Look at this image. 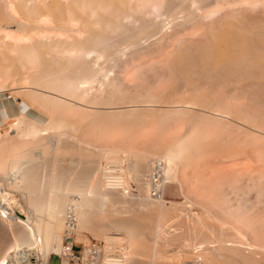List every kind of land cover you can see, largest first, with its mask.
Listing matches in <instances>:
<instances>
[{"label": "bare ground", "instance_id": "1", "mask_svg": "<svg viewBox=\"0 0 264 264\" xmlns=\"http://www.w3.org/2000/svg\"><path fill=\"white\" fill-rule=\"evenodd\" d=\"M17 1L18 0H13V3H14V6H16V8L19 10V12H21V17L22 18L21 19H16L15 17L11 16L12 15V14H10L11 12H9V14H8V12H7V14H5L6 13V11H5V13H3V15L0 16V32H2V30H8L9 28L11 29V27H14L15 28L14 29L15 31H17L19 33L20 32L21 33L24 32V35L25 34L27 35L26 37H29V38L31 37L32 39L30 40L31 41L30 43H27L26 41L29 38L27 40H25L26 39L25 38L24 39L25 42L23 41V38H22V40H20V41H23V43H25L24 45H19L20 43H17L16 42L17 40H16L15 42L17 43V45L14 44V43H13L14 45L12 43H10V44H7L6 43L7 45L4 46V47L2 46L3 49L2 48L0 49V57L4 58L7 61L6 64H2L0 62V75L3 76V77H7L8 79H10V81L12 80L13 82H16L17 83V85L14 83L15 86L17 87V91H14V93L12 92L11 95L9 94V92H7L8 90H5L3 88L0 89V119L5 120V121H8L10 119V121L12 123V128L13 129H16L15 131H17L16 134H15V136H14L16 138H14V139H17V138L19 139L18 141L16 140L17 143L15 141V144H14V142H13V144L11 142V144H12L11 149H10V147L9 148H7V147L5 148L3 146V148H5L6 150L5 149L2 150L3 148L0 150V223L4 226V228L6 227L5 230L9 229L8 230L9 232H11L10 230H13V228L15 230L14 232L12 231V233H13L12 234L13 235L12 239H10L11 237H9L10 240L9 239H5V238L2 239V240L0 239L1 240L0 241V264H50L51 257H52L53 254L63 255L64 254V244L60 240V235H59V232L60 231L59 230H61L60 228H62V225H63L62 223H63L64 218H67L68 216L73 217L76 221L79 222V224L77 223L79 225V226L77 225L78 227H80V223H82L81 224L82 228L83 227L90 226L91 220H93V218L100 219L102 221V225L101 226L105 230L108 231V232H106L104 230L105 233H108L107 235L109 237H111L110 236L111 234L109 232H111L113 234V231H114L117 234H123L124 237L127 239V242L130 243L129 244L130 247H131V245H133L131 247V249L129 248L130 249V255H132L131 257L128 255L130 258H122V256L120 258H117L116 256L110 257V255L107 254V255H105V257L103 259L104 264H144V263H141L140 262V259L138 260L136 258L137 256H141L142 258L146 259V261H147L146 264H170V263H172L173 261L170 262V259L171 258L167 254V252L162 251L161 250L162 247L161 248L159 247L160 248V250H159L158 249V246H157V244L159 243L158 239H159V237L162 234L161 232H163V231H160V228L163 229L164 228L163 225H167L166 224L167 221L165 222V219H161V218H159L160 216L159 217L157 216V214L160 212V209H161L160 208V203H159L160 200L158 199L157 201H154L151 198H163L164 186H166V184L167 183H170L171 180H172L170 178V175H169L170 173L168 174V171L169 172L171 171V170H168L171 167L168 164H171L172 161H174L172 163H175L176 164V161H180L179 160V159H181L180 157H182V159H184L183 157H185V155L184 156L182 155L184 153V151L181 150V148L182 149L183 148H186V147L188 148L190 146H188L187 144H186L187 145L186 146L185 143L183 142V140L182 141H179V143L176 142V141H175V143H172V141H173L172 139H171L172 141L170 143L168 142L170 140H167V141L165 140L169 144H167L166 147H165V145L163 146V147H165V148H163L164 149V153H163L164 156L160 157V155H158V160H156L157 158L154 157L155 158V161H154V159L151 160V158L148 160V159H146L145 156H144L145 158L141 157L142 160H141V158H139L140 159L139 161L135 160V163L137 162V164L139 165V166H137V167H139L138 169H137V167L134 166L135 169L137 170L136 179H137V181H140V185H143L144 184V186H146V187H144V190L146 191L145 192L146 194L142 198H140V197L139 198L132 197L133 193H131V191H129L128 188H127V186L125 185L126 182L128 181V179L126 181V179L124 177V180H123V178H122L123 176L120 177L116 173V171H115L116 165L114 163H111L110 162V163H107L104 166L101 164V162H100V164L98 163L96 165L94 163L95 168L92 166V168H94V169L91 170L90 172L87 171L89 173L86 174V173L78 172L77 171L78 168L74 170L73 167H75V165H73V164H70L69 166H67L69 168H64L63 167V169H61L63 172L62 171H59L60 168L57 169L56 166H55V164L57 163V160H59V159L58 158H57V160L56 159H51L53 156H55L54 152H56L57 150L59 151L61 149H64V150H66V149L74 150L75 148H79V150L81 151V149H80V146L81 145H83V148L86 146L87 149H88V146H90L89 147L90 150H91V148H93V149L96 148V147L95 148L94 147H91V145L93 146V143L91 144V142H90V144H91L90 145L88 142H85L82 139V137L79 134V132L82 130L83 121L85 119H83V121L81 119L80 120H76L77 117L79 118V117H82L83 116L84 118L85 117H88V118L94 119L93 121H96V123L95 122H93V123H95L97 125H98V122L100 123V125L103 124V123H105V124H103V127H104L103 130L105 129V126L104 125H107L106 126L107 128L110 129L112 127L110 130L111 131H114L113 130V126H115L116 129H117V126H120L121 127V125H123V127H128L129 124L131 125V123L128 122L129 121V117L131 116L130 114L135 115L133 117V119L132 118H130V119H132V121L134 120V123L135 124H137V123L139 124L143 120L142 118H144L146 116V113L150 111L149 109H152V108L154 109V107H151V106H150L151 108L150 107L149 108L147 107L148 109H146L145 106H144V108L142 107V109H138V105L137 104H140V106H142V103L140 101H142L144 104H146V106H148V105H151L154 101H157V103H158V100L162 99V97H163L164 100L166 98H168V96H166V93H165L166 98H164L165 97L163 95L164 92L161 93L163 96H161L160 93L159 94H156V93L154 94L153 93L154 95L151 94L153 96H147V95H149L147 93L150 92V91H147V93H145L146 95H143L144 93L143 94H139V92L137 91V93L139 95H136V96L132 97V95H129L131 93L129 91V89L130 90H132V89L131 88H129V89L127 88V84H125L127 81L125 83H123V81H124L122 79L123 77L122 78L120 77V79H116V78H114L115 77L114 74H111L109 72H106V69L109 70V68H110V72L112 71L113 67L116 66V63L115 62H117V64H118L117 66H119V63L121 61L120 60L121 57L123 56L122 57V59H123L124 58V53H126V51H127V50H124L125 48L126 49L128 48V53L130 54V56H132L134 58H135V56H138L139 55V57H140V55H144L146 53H149L151 51V50H149V48H150L151 45H148L149 48H146L145 47L146 43L144 42V40L145 41H149V39L151 37H153V36L155 37V35H157V34L163 36V33L164 32L162 33V31H163V29L166 30V27L162 29V26L164 25L163 23H165L164 22L165 21V18H164V20L162 19L163 20L162 21L163 23L160 22L159 20L157 22H148V20L151 19L152 16L151 17L150 16L149 17L147 16L149 19L147 18L148 20H146V18H142V17H145V15L144 16L143 15L140 16L139 14L136 15V16L134 15V17H136V18H133L132 17L133 19H135V20H138V18L141 19V23H140L141 26L138 29L137 28L136 29H130L129 27H131L132 25H129L128 24V21H127L126 24L123 21L125 20V17L124 16H127L128 15V17H127V19H128L129 18V15H133L135 13V11L134 12L132 11L133 13L131 12V10L133 9L132 8L131 0H71L72 2L69 1V3L66 0V4L63 2V0H44L46 3H48L44 8H39V7L34 6V5L30 6L29 5V0H21L19 4L17 3ZM135 1L138 2L139 0H135ZM142 1H145V0H142ZM148 1H152V0H148ZM148 1H145V2H147V4H148ZM156 1H158L159 4L160 3H163L162 5H165V7L167 8V12L169 11L168 12L169 13V16L168 17L170 18L171 21H173V23H175V25H177V26L182 25L183 28L185 27L184 28L185 31H187L186 29L188 27H186V26L189 25L190 23L192 24L194 22V24H195V22H197L196 19H199L197 17L198 16V10H199V13L201 12L200 10H202V9L204 10L203 3L207 4V1L208 0H156ZM132 2H133V0H132ZM140 2H141V0L139 1V3ZM152 2L154 3V1H152ZM139 3H137V4H139ZM149 4H148V6H149ZM205 4H204V6H207ZM134 5H135V3H134ZM137 6H139V5H137ZM144 7H146V6H144ZM134 8H135V6H134ZM138 9H141V8H138ZM100 10H101V13L99 15H102V16H99L97 14L98 11H100ZM107 10H110V11H107ZM159 11H158V13H159ZM46 12L49 13L50 16H53L52 18L54 20L56 19V21H57L56 24L58 23V26L60 28H62L66 32H69L68 34L72 33L71 32L72 29L70 28V22L72 20V17L76 16L75 17L76 19H74V20H76V21L79 20L80 22H82V28L80 30L82 31V33L84 32L83 33V34H85V36L83 35L84 38L78 40L80 37L79 38H77V37L74 38V36H73V38L71 39L70 38L72 36L71 34H70V37L68 35L69 38H67V41H66V39H65V41H61L62 39H59L58 41L57 40L44 41V40L41 39V37L38 38L37 36L43 30V26H42L40 20H41V18L44 16V14ZM139 12H140V10H139ZM146 12H148V10ZM164 12L165 11H162V13H164ZM208 13H209V11H208ZM164 14L166 15V12ZM164 14H163V16H164ZM95 15H97V16L95 17ZM149 15H150V12H149ZM158 15L159 14H157V16ZM238 16H240V15H238ZM123 17H124V20H123ZM160 17L162 18V16H160ZM160 17L158 16V18H160ZM165 17H167V16H165ZM211 17H209V18H211ZM97 18H98V20H97ZM154 18H155V14H154ZM168 19H166V21H168ZM3 20L5 22H3ZM206 20H208V19H206ZM139 21L140 20H138V22ZM171 21H170V25H174V24H171ZM251 22L252 21H249V23H248V21H246L245 19L242 20V18L233 17L231 15V17L228 18L225 23L223 22L222 24H220L219 27H217V28L216 27L215 28L214 27L213 28H209L207 31H205L206 33L203 32L209 38L210 43L205 42L207 44H205V43L204 44H201L202 43L201 42V43H198L196 45H194V44L191 45L192 43L189 42V43H191L190 44L191 46H187V47H184L183 46V48L179 49L178 52H177V55L179 57H176V58H178V60H177L176 66L174 67V70H175L174 72L176 74L173 73L174 75H177L176 77H178L176 80H180V82L181 81L182 82H185L186 84H188L187 86L189 87V85L192 83V79L193 78L194 79L195 78H200V79L202 78V79L206 80L207 82L208 81H211L212 82V81H216V80H219V81L220 80L221 81L222 80H224V81L225 80H228V82L229 81H231V82L234 81V83L240 81L243 78H246V79H248V81L250 80V81L256 83V89H259L260 91H262V90L264 91V24L261 22V23H258V25L257 24L255 25V23L253 21L252 22V23H254V25H253V24H251ZM161 23H162V26H161ZM197 23L195 25H197ZM135 24H137V23H135ZM217 24H219V23H217ZM261 24H263V25H261ZM128 25H129V27H128ZM214 25H215V23H214ZM165 26H167V25H165ZM170 28H167V29H170ZM62 29H60V30H62ZM161 29H162V31H161ZM75 30L76 29L74 28V31ZM188 30H190V29H188ZM199 32H201V31H199ZM199 32H197V33H199ZM21 33H20V35H21ZM165 33L167 34V32H165ZM194 35L195 36H198L196 34H194ZM22 36H23V34H22ZM198 37H200V36H198ZM68 39H69V41H68ZM198 40H201V39H198ZM189 43H188V45H189ZM153 46H154V44H153ZM156 47L159 48L158 46H156ZM152 49H154V48H152ZM93 52H95L96 54L94 56H91V54L92 55L94 54ZM174 53H175V51H174ZM152 54H156V51H155V53L153 52ZM172 54H173V52H172ZM89 55L91 56L90 59H88L89 58ZM125 59H123V60H125ZM156 59H158V58H156ZM102 60H104L103 63L101 62ZM168 60H167V62H168ZM171 60H172V58H171ZM165 61L166 60H164V62ZM131 62H132V60H131ZM10 63H12L13 65L10 66L9 65ZM104 63L106 65L105 67L108 66V68H105L104 67ZM142 63L144 64V61L141 62L140 65ZM156 63H157V61H156ZM146 64H147V62H146ZM165 64L168 65V63H165ZM131 66H130V68L133 67V66L132 67ZM134 66H136V65H134ZM23 67H24V70H23L24 72L28 68H29L30 71L32 69H35V70H32L31 72H26L25 74L29 73V74H27L28 76H26V75L23 74V71L20 69V68H23ZM25 67H27V68H25ZM103 67L105 68V70H104ZM116 69H118V68H116ZM116 69L114 67L115 72H116ZM117 71H119V70H117ZM119 72H122L123 73V71H121V70ZM109 74L114 75V77L113 78L110 77L111 75L109 76ZM117 78H118V76H117ZM127 78L128 79H131L129 77H127ZM121 79L123 81H120ZM194 79H193V82H194ZM3 82L1 81V83H3ZM122 83L124 85H126V86L124 87V85H122ZM176 83H177V81H176ZM178 83H179V81H178ZM197 83H198V81H197ZM131 84H132V82H131ZM183 84H182V86H183ZM171 85H172V80H171ZM173 85H174V83H173ZM15 86H14V88H15ZM234 86H232V87H234ZM28 87L29 88H32V89H35V91L34 90L28 91V89L26 91L25 89L28 88ZM137 87H139V86H137ZM208 87H210V86H208ZM171 88H173V87H171ZM141 89H143V90H141V92H143L144 91V88H141ZM233 89H235V88H233ZM249 89H250V87H249ZM135 90L136 89L134 88V91ZM146 90L144 92H146ZM37 91H39V92H37ZM40 91H42V93ZM171 91L172 90H170V92ZM5 92L8 93V94H6ZM4 93L6 95H8V97H15L16 106H13L10 103H4V100L5 99H2V98L5 97V94ZM133 93L134 92H132V94ZM174 93L176 94V92H174ZM135 94H136V92H135ZM135 94H133V95H135ZM156 95H159V96H156ZM176 95H178V94H176ZM59 96L60 97L62 96L64 98L67 97L68 99L70 98V101H73V102H69V100L68 101H65V99L62 100V98H59ZM127 96L128 97L131 96L130 99L131 98H135L133 100L136 101L135 102V104L137 105L136 109L133 110L130 107V104H133L134 103L133 100H132L133 102H131V101L129 102L130 104L126 102V100L127 101L130 100ZM193 98H192V100H194ZM168 99H170V98H168ZM185 99H187V98H185ZM185 99L183 98V100H185ZM210 99H212V98H210ZM124 101L126 102V104L129 105V107H128V105H126L124 103ZM145 101H147V102L149 101L148 102V105H147V102L145 103ZM150 101H153V102L151 103ZM211 101H213V100H211ZM23 102L25 104H29V106H31L33 109H37L38 112H39V114L46 115V117H48L47 118L48 119V122L46 124H43L40 121H38V119H36V120L35 119H32L24 111L17 113V111H18L17 108L21 107L23 105ZM119 102L121 103V105L123 103L126 105V106L124 105L123 108L124 107H127V108H125L124 110H121V109L120 110L119 109L118 110L117 109L114 110V108H112V107L115 104L117 105ZM163 102H165V101H163ZM195 103L197 104V102H195ZM205 103H207V102H205ZM210 103H207V105L210 104ZM212 103H214V102H212ZM227 103H228V101H227ZM229 104H230V102H229ZM80 105H82V106H80ZM136 105H134V106H136ZM207 105H206V107H207ZM217 105H219V104H216V106ZM140 106H139V108H140ZM153 106H156L157 107V105H153ZM211 106H212V104H211ZM211 106H209V107L212 108ZM242 106H240V107L242 108ZM240 107H237V108H240ZM253 107H255V105H253ZM91 108L92 109L94 108V109H97V110H92ZM132 108H133V106H132ZM201 108H203V106ZM215 109H216V107H215ZM254 109L255 108H253V110ZM229 110H230V108H229ZM70 111L73 112V115L75 114L77 117L76 116H73V115L72 116L70 115L71 118L73 117L72 119H70L68 117V115L66 116V114H70ZM162 111H164V110H162ZM248 111H250V109ZM154 112H155V110H154ZM178 112H179V110H178ZM199 112H200V110H199ZM10 113H13L14 115L16 114L13 119H11L12 117L10 118V116H11ZM165 114H167V113L165 112ZM249 114H251V112ZM147 115H149V114H147ZM189 115H190V113H189ZM261 115H263V114H261ZM154 116H155V114H154ZM177 118H178V116H177ZM253 118H255V117H253ZM261 118L264 119V116H262ZM155 119H157V118H155ZM190 119H193V118H190ZM200 119H202V118H200ZM212 119H214V118H212ZM108 120H110L112 122L113 126H109V125H112V124H108L109 123ZM233 120H235V119H233ZM10 121H8V122H10ZM195 121H196V119H195ZM162 122H164V120ZM241 123H242V121H241ZM255 123L256 122L252 123V125H255ZM257 123H258V126H259V122H257ZM91 124L92 123L90 121V126H91ZM124 124L125 125L127 124L128 126H124ZM140 124H142V122ZM159 124H161V123H159ZM184 124H185V122H184ZM229 124H231V123H229ZM170 125H171V123H170ZM263 125H264V121H263ZM193 126H195V124ZM245 126L246 125H244V127ZM94 127H96V126H94ZM94 127H92V128H94ZM130 127H132V126H130ZM159 127H161V126H159ZM261 127H263V126H261ZM69 128H71L72 130H74L73 135L75 134L74 136H76V137H74L72 134H69V130H68ZM170 128H172V127H170ZM181 128H183V127H181ZM199 128H200V126H199ZM100 129H102V128H100ZM123 129H125V128H123ZM225 129H227V127ZM261 129L264 130V127L261 128ZM87 130H88V128H87ZM245 130H243V131H245ZM129 131H127V132H129ZM228 131H230V130H228ZM118 132H121V131L118 130ZM155 132L156 131H154V133ZM249 132H251V131H248V133ZM89 133H87V134H89ZM105 133H106V131H105ZM205 133H208V132H205ZM205 133L203 132L202 135L203 134L205 135ZM216 134H218V133H216ZM222 134H224V132ZM229 135H230V133H229ZM2 137L4 138V136H2ZM2 137L0 135V138L1 139H2ZM110 137H112V136H110ZM146 137H148V136H146ZM141 138L143 139L144 137H141ZM163 138L165 139V137H163ZM236 138H238V136ZM135 139H137V138L135 137ZM181 139H183V138H181ZM20 140H21V142H20ZM85 140H87V139H85ZM204 140H206V139H204ZM2 141L3 140L0 141V144H1ZM157 141H159V140H157ZM147 142H148V140H147ZM161 143H163V142H161ZM108 144H110V143H108ZM214 144H217V143H214ZM214 144H212V145H214ZM105 145H107V144H105ZM208 145H209V142H208ZM226 145H228V144H226ZM95 146H96V144H95ZM180 146H181V148H180ZM259 146H260V144H259ZM130 147H131V145H130ZM161 147L162 146H160V149H161ZM257 147H258V145H257ZM150 149H152V148L150 147L148 149V152L147 153L150 152L149 151ZM102 150H103V148H102ZM138 150H141V149H138ZM184 150H187V149H184ZM238 150H240V149H238ZM191 151H193V150H191ZM191 151H190V153H191ZM48 152L51 153V156L53 154L54 155L52 157H49V156H47V153ZM142 153H143V151H142ZM187 153H186V155H187ZM192 153L194 154V151ZM249 153L250 152H248V155H249ZM158 154H161V152L159 151ZM57 155H58V153H57ZM131 155H133V154H131ZM137 155H138V153H137ZM139 155H141V154H139ZM146 155L148 157V154H146ZM154 155H156V154H154ZM237 155L238 154H236L235 156H237ZM241 155H242V153H241ZM59 156H60V154H59ZM81 156H83V155H81ZM187 156L185 157V159L187 158ZM190 156H188V157H190ZM230 156H232V155H230ZM244 156H246V155H244ZM149 157H152V156H149ZM54 158H56V157H54ZM68 158H69V156H68ZM72 159L75 160V157L74 158L72 157ZM136 159H138V157ZM189 159H191V157ZM263 159H261V160H263ZM110 160H113V158L110 159ZM161 160H163L164 162H162ZM68 161H69V159H68ZM85 161L87 162L86 158H85L84 162ZM48 162H50V164H48ZM65 162H66V164H68L67 161H65ZM69 162L71 163V161H69ZM183 162H184V160H182V164H183ZM237 162H235V164H237ZM257 163H259V162H257ZM57 164H59V163H57ZM66 164H65V166H66ZM79 164L80 163H78V167H80ZM129 164H131V162H129ZM134 164H132V166ZM167 165L169 166V168H166ZM178 166H179V163H178ZM217 167H218V165H217ZM217 167H215V168H217ZM252 167H250V168L252 169ZM82 168H83V166H82ZM223 168H224V166H223ZM233 168L234 167H232V169ZM256 168H257V166H256ZM129 170H132V169H129ZM197 170H198V168H197ZM224 171H226V170H224ZM260 171H261V169H260ZM172 172H173V170H172ZM204 172H205V170H204ZM250 172H252V171L250 170ZM250 172H249V174H250ZM132 175H133V177L135 176L134 174H132ZM246 175L247 174H245L244 176H246ZM221 176H223V175H221ZM228 176H230V175L228 174ZM261 177L263 178L262 175H261ZM212 178H213V176H212ZM250 180H252V178H250ZM198 181H199V179H198ZM141 182H142V184H141ZM172 182H173V180H172ZM252 182H254V181H252ZM252 182H251V184H252ZM124 185L126 187H124ZM203 185H205V184H203ZM235 185H237V184L235 183ZM235 185H233V186L235 187ZM252 185H255V183L252 184ZM210 187H212V186H210ZM229 187H228V190H229ZM235 188H233V189H235ZM250 188L253 189L252 187H250ZM263 188H264V185H263ZM212 189H209V190H212ZM248 189L249 188H247V191H249ZM260 189H261V187H260ZM144 190L142 191V195L144 194L143 193ZM136 191H138V189ZM247 191H245V192H247ZM241 193H242V191L240 192V194ZM257 193H255V194H257ZM261 193H260V195H261ZM233 194H231V195H233ZM242 196H243V194H242ZM5 197L11 198V202L5 201V199H4ZM71 197H73V199H71ZM230 197L231 196H229L227 198H230ZM227 198H226V200H228ZM131 199H132V202H131ZM243 199H244V197H243ZM243 199H242V201H243ZM263 199H264V197H263ZM238 200L240 201V199H238ZM229 201H230V199H229ZM259 201L262 202V200H259ZM226 202H228V201H226ZM248 202H249V200H248ZM125 203H127V204L129 203L128 206H126ZM223 203H224V201H223ZM229 203H231V202H228V205H229ZM120 204L121 205L122 204L125 205L124 206L125 208H119V205ZM202 204H204V203H202ZM233 204L234 203L232 202L231 205H233ZM121 205H120V207H122ZM161 205H163V204H161ZM189 205H190V203H189ZM171 206H173V205H171ZM179 206H180V204L178 206H176V207H179ZM252 206H253V204H252ZM161 207L163 208V206H161ZM181 207H182V205H181ZM183 207L186 208V206H183ZM256 207L258 208V206H256ZM225 208H227V207H225ZM137 209L138 210H145V211L147 209H149L150 211L151 210L152 211L153 210L154 211H157V213L155 212L156 213V216L158 218V220L155 222V225H157V227L155 229V225H153L154 227L152 226L153 227L152 230L155 229V231H153L155 235L152 234L153 233L152 230H150L151 233L149 232L150 234L153 235V238L151 239V241H147L146 240L148 238V236H151V235H148L147 238L144 239L145 238V235L143 236V233L141 232L143 230H141V226H140V224L142 225V222L140 224L137 223V222H140L141 220L133 223L132 220H136V219H132L130 221L128 219L126 221V219H125L123 221L122 220L123 218L122 219L120 218L122 220L121 221V220H115V219L113 220L112 218H114V217H110V216H115V215L116 216L117 215L127 216L128 213L130 215V213H132V211L135 212V210H137ZM164 209H166V207ZM168 209H170V208H168ZM172 209H173V207H172ZM177 209L175 208V210H177ZM212 209L214 210V208H212ZM222 209H224V208H222ZM222 209L217 207V209H215V210L216 211H219V213L222 212L220 214V216L222 215L221 216L222 218L221 217L220 218L224 220V221H221V222H225V224L227 223L226 221H229L228 222L229 225L230 224L238 225L236 223H240L239 217L241 219L244 218L243 219V222H244V220H246L245 221L246 223L245 222L244 223L241 222L242 223V226L244 224L246 227H250L252 225V223L254 222V220L253 221L251 220L252 223H250V226H249V223L248 222H249L250 219H253V218H250V219L247 218V217H250L248 215L250 213V209H249V205L248 204H246V203L244 204V201L243 202H240V204L235 205V206H230L229 205L227 210L220 211ZM167 210H165V211H167ZM183 210H184V208H183ZM211 210H209V211H211ZM254 210H252L253 213L251 211V214H255L254 213L255 212ZM216 211H215V213H216ZM257 211H258V209H257ZM140 213H142V212H140ZM163 213L161 212V215ZM135 214L136 215L139 214L138 211H137V213L135 212ZM180 214H183V213H180ZM217 214H218V212H217ZM129 215H128V217H129ZM196 215H197V213H196ZM218 215H216V218H217ZM258 215L257 214L255 215V219H256V217ZM176 216H179V215H176ZM189 216H190V214H189ZM192 216H193V218H195L194 215H191L190 216V220L192 219ZM200 216H201V214H200ZM202 216L204 218V215H202ZM208 216H207V218H208ZM119 217H121V216H119ZM136 217H138V216H136ZM163 217H165V216L162 215V218ZM175 217H173V218H175ZM182 217L185 218L186 216H184V215L182 216L181 215V218ZM213 217H211L210 220H212ZM245 217L248 219V222H247V219H245ZM199 218L197 216V219L194 220V221H192L191 223L193 224V222L198 221ZM220 218H219V220H221ZM149 219H150V217H149ZM208 219H205V220H208ZM137 220H139V219H137ZM185 220H184V222H187V220L186 221ZM199 220L201 221V218ZM67 221H69V220H67ZM180 221H181V219H180ZM214 221H216V220L214 219ZM93 222H94V220H93ZM144 222H146V221H144ZM169 222H170V220H168V223ZM184 222L182 223V221H181V224L184 225L185 224ZM98 223L101 224L100 222H98ZM163 223H165V224H163ZM198 223H199V221H198ZM205 224H206L205 221H204V224H202V226L199 223V227H200L199 228L198 227V224L196 225V223H195L196 226L194 225V227L195 228H198V229H195V228L194 229H191V232H192V230L194 232L193 233L190 232V235L188 234L189 235L188 237H191V239L189 238L190 241L188 240V237H186L187 240L185 238H183V239L186 240L185 241L186 244L184 242V244H185L186 247L183 244L178 243V244L183 245V248L184 247L185 248H188L187 246H191L192 247V245L194 246L193 248L197 247L196 248L197 251H195L197 253V255H194L195 258H193L194 260L192 259L193 262H190L192 260L189 261L190 264H204V260H205V262L206 261L208 262L210 260L212 262V260H213V259H211L212 257L213 258L215 257L217 259H221L222 257H224V258L226 257V254L224 252H222V251H225L226 249H229V247L228 248L226 247L225 250H222L221 249L222 251H219L217 249V247H219V246H216V244L218 243V245H223L224 246V245H226L225 243H227V242L224 243V241L221 238H219L220 236L218 238L215 237L217 235V232L216 231H212L210 225H208V224L205 225ZM209 224H210V222H209ZM177 225L178 224L175 225V223H174V226H177ZM65 226H66V224H65ZM101 226L99 227V229L101 228ZM231 226H229V227L231 228ZM253 226H254V223H253ZM258 226H260V225H258ZM96 227L97 226H95V228ZM179 227H180V225H179ZM68 228H70V227H68ZM174 228H176V227H174ZM212 228H213V226H212ZM226 228H228V226ZM236 228H238V227H236ZM144 229H146V228H144ZM176 229H178V227ZM229 229L227 230L228 232H230ZM234 229L235 228H233V230ZM62 230H64V229H62ZM95 230H97V228ZM182 230L180 231V233L182 232ZM213 230H215V229H213ZM224 230H225V228H224ZM246 230H248V229H246ZM77 231H79V230H77ZM102 231H103V229H102ZM98 232H99V230H98ZM167 232H171V231L168 230ZM184 232H183V234H184ZM241 232H242V230H241ZM94 233H96V232H94ZM145 233H146V231L144 232V234ZM159 233H161L160 236H159ZM180 233H177V234L179 235ZM225 233H226V231H225ZM10 234H7V235L9 236ZM101 234H103V233H101ZM218 234H219V232H218ZM222 234H223V232H222ZM95 235H97V234H95ZM169 235L171 236V234H169ZM173 235L175 236V234H173ZM178 235H176V236H178ZM166 236L164 238H166ZM180 236L181 235H179V237ZM240 236L241 237H239V238H242V234ZM94 237H96V236H94ZM113 237H114V235H113ZM172 237L173 236H171V239H172ZM233 237H236V236L234 235ZM142 238L144 240H146V241H144ZM164 238H162V240H164ZM109 239H107V241H110L111 240V239L110 240ZM215 239H216L217 242H215ZM5 240L7 242H4ZM112 240H113V238H112ZM213 240H214V242L216 244L213 242ZM236 240H237V237H236ZM239 240H241V239H239ZM263 240H264V238H263ZM161 241H160L159 244H162ZM183 241H181V242L183 243ZM149 242H151V244ZM228 242H229V244L227 243L228 244L227 246H234V248H236V247L239 246L238 242L239 243H244L242 240L241 241H238V240L235 241L233 239H230V241H228ZM171 243H173V242L171 241ZM246 243H247V241H246ZM256 243L254 244V246L256 245ZM163 244H164V242H163ZM210 244H215L216 247L214 245H211L212 246L211 248L213 250H215L216 252L218 250L217 255H216V252H214L211 248H209L210 247ZM207 245H209V246H207ZM241 245H243V244H241ZM163 246L166 247V245H163ZM205 246H206V248L208 247V250L211 249L210 252L211 251L214 252V254L216 256L212 253L214 256L212 255L211 258H210V256H208L209 258H207V255H208V252L209 251L206 248H204ZM213 247H215V249ZM108 248H109L108 250H110V247H108ZM220 248H222V246H220ZM243 248H246V247H243ZM261 248H263V247H261ZM129 249H127V250H129ZM182 249L180 248V250H182ZM184 249L182 251H185ZM205 249L208 252L204 251ZM223 249H224V247H223ZM249 249H252V248H249ZM180 250H179V253L182 252ZM231 250L233 251V249H231ZM191 251H194V250H191ZM191 251L190 252L186 251V252H188L189 254L192 255ZM232 251H230V252H232ZM186 252H183V253L186 254ZM204 252H206V254ZM244 252H246V251H244ZM175 253H177V252H175ZM175 253L173 254L174 256H175ZM179 253H177V254H179ZM186 255H188V254H186ZM209 255H211V254L209 253ZM185 256L182 255V257H184V259H185ZM191 257L192 256H190V258ZM231 257H233V256H231ZM138 258H140V257H138ZM176 258H177V256H176ZM186 258H188V257H186ZM190 258H188V259H190ZM173 259H174V257H173ZM232 259L236 260L237 257H235V255H234V257ZM238 259H240V258H238ZM243 259H245V258H243ZM137 260H138V262H137ZM142 261L144 262L145 260L142 259ZM181 261H182V259H181ZM226 261H227V263L229 261V264H235V262H237V261L234 262L233 260H229L227 257H226ZM231 261L234 262V263H231ZM238 261H240V263H241V260H238ZM257 261H259V260H257ZM175 262H177V261H175ZM215 262L216 261H214V263ZM221 262H222V260H221ZM185 264H187V262Z\"/></svg>", "mask_w": 264, "mask_h": 264}, {"label": "rangeland", "instance_id": "2", "mask_svg": "<svg viewBox=\"0 0 264 264\" xmlns=\"http://www.w3.org/2000/svg\"><path fill=\"white\" fill-rule=\"evenodd\" d=\"M20 1L21 0H18L17 1V3L19 4L20 3ZM69 1H71V0H67V2L69 3ZM140 1V0H139ZM139 1L137 2V1H135V0H133V2H132V0H131V3H132V10H131V12L133 11H135V13L133 14V15H129V18L127 19V17H128V15L127 16H124L125 17V20H124V17H123V22H125V24L127 23V21H128V24L129 25H132L131 27H129V25H128V27L130 28V29H138L140 26H141V19H139L138 18V20H140L139 22H138V20H135V19H133V18H136V17H134V15L136 16V15H145V17H142V18H146V20H148L149 18V16L151 17V19H149L148 20V22H157L158 20L160 21V22H162L163 20H164V18H165V23H163L164 25V27L162 26V23H161V26H162V29L163 28H165L166 27V30L165 29H163V31H162V29H161V31H162V33H163V36H161V35H159V34H157V35H155V37L153 36V37H151L150 39H149V41H145L144 40V42L146 43V45H145V47L146 48H149V46L148 45H151L150 46V48H149V50H151L149 53H146V54H144V55H140V57H139V55L138 56H135V58L134 57H132V56H130V54L128 53V48L126 49L124 46V50H127L126 51V53H124V58L123 59H125V60H123L122 59V57H121V61H120V63H119V66H117L118 64H117V62H115L116 63V66H114L115 67V69L116 68H118V69H116V72H115V70H114V67H113V69H112V71L110 72V68H109V70L108 69H106V72H109V73H111V74H114L115 75V77H114V75H111V74H109V76L110 77H114V78H116V79H120V77L124 80H120V81H123V83H125L126 81V83L125 84H127V88L129 89V88H131L132 90H130L129 89V91L131 92H129L130 94L129 95H132V97H134V96H136V95H139V94H143V95H146L145 93H147V91H150V92H148L147 94H149V95H147V96H153L155 93L156 94H161V93H163V95L165 96V93H166V96H168V98H170V99H168V98H166V96L164 97V98H166L165 100L163 99V97H162V99H160V100H158V103H157V101H150L152 104L151 105H148V102L147 101H145V103L147 102V105L148 106H146V104H144L142 101H140L141 103H142V106H140V104H137L138 105V109H142V107L144 108V106H145V108L146 109H148L150 106L151 107H154V109L152 108V109H149L150 111L149 112H147L146 113V116L144 117V118H142L143 120L141 121L142 122V124H135L134 123V120L132 121V119H133V117L135 116V115H133V114H130L131 116L129 117V121L128 122H130L131 123V125L129 124V126L126 124H124V126H128V127H123V125H121V127L120 126H117V129L119 130V131H121V132H118V130L116 129V127L115 126H113V124H112V122L110 121V120H108V124H112V125H109V126H113V130L114 131H111L110 129L112 128H107L106 126L107 125H104L105 126V129L103 130V124H105V123H103V124H101L100 125V123L98 122V125L97 124H95L96 123V121H93L94 119H91V118H88V117H77L75 114L73 115V112H71L70 111V114H66V116L68 115V117L70 118V119H72L71 117H70V115L72 116H76L75 118H76V120H82L83 121V119H85L84 121H83V126H82V130L79 132V134L81 135V137H82V139L85 141V142H88L89 144H90V142H91V144L93 143V146L91 145V147H96L95 149H93V148H91V150H90V146H88V149H87V147L85 146L84 148H83V145H81L80 146V149H81V151L79 150V148H75L74 150H70V149H66V150H64V149H61V150H57L56 152H54V154H55V156H51V153H47V156H49V157H52L51 159H56L57 160V158L59 159V160H57V163H59V164H55V166H56V168L57 169H59V171H62L61 169H63V167L64 168H69V167H67V166H69L70 164H73V165H75V167H73V169L75 170V169H77V171L78 172H82V173H89L91 170H93L94 168H95V165L96 164H100V162H101V164L104 166V165H106L107 163H114L115 165H116V167H115V171H116V173L120 176V177H122L123 178V180H124V177H125V179H126V181H127V179H128V181L126 182V186H127V188H128V190L129 191H131V193H133V195H132V197H134V198H142L143 196H145V190H144V187H146V186H144V184L143 185H140V181H137V179H136V173H137V170L135 169V167H137V166H139L138 164H137V162L135 163V160H137V161H139L140 159L139 158H141V157H143V158H145L146 157V159H150L151 158V160L152 159H154V161H155V158H157L156 160H158V155H160V157H162V156H164L163 155V153H164V149L163 148H165L166 146H167V144H169L172 140V143H175V141L176 142H178L179 143V141H182L183 140V142L185 143V145L187 144L188 146H190V147H186V148H181V146H180V148H181V150H183L184 151V153L182 154L183 156L185 155V157L188 155V156H190L191 157V159H189L190 157H188L187 156V158L185 159V157H183L184 159H182V157H180L182 160H184V162H183V164H182V160L181 159H179L180 161H176V164L175 163H172V162H174V161H172L171 162V164H168L169 166H171L170 168H169V166L167 165L166 166V168H169L168 170H171L170 172L168 171V174L170 175V178L173 180V182H172V180H171V182L170 183H167L166 184V186H164V192H163V198H151V199H153L154 201H157L158 199L160 200L159 201V203H160V212L157 214V216L159 217V218H161V219H165V222H166V224L167 225H163V224H165V223H163L162 225L164 226V228L163 229H161L160 228V231H163V232H161V233H159V236H160V234H161V236L159 237V239H158V241H159V243H160V241L162 240V238H164L168 233L169 234H171V236H173L172 237V239H171V236L168 234L167 236H166V238H164V240H162L161 241V243L162 244H157V246H158V249L160 250V248H161V250L162 251H164V252H167V254L170 256V262H172L173 264H185L186 262H187V264H190V262H193V258H195V256L194 255H197V253L195 252V251H197L196 250V248L197 247H195V248H193L194 246L192 245V247L191 246H187L188 248H185L186 246H185V244H186V237H188L189 235H190V232H191V229H194L195 227H194V225H195V223H196V225L198 224V227H199V223H200V225L202 226V224H204V221H205V223L206 224H208V225H210V227H211V230L212 231H216L217 232V235L215 236V237H219V238H221L223 241H224V243L225 242H227L228 244H229V242L228 241H230V239H233V240H235V241H243L244 243H239L238 242V244H239V246L238 247H236V248H234V246H227L228 244L227 243H225L226 245H218V243L216 244L215 242H217L216 241V239H215V242H214V240H213V242L216 244V246H219V247H217V249L219 250V251H222V250H225V248L227 247H229V249H226L225 251H222V252H224L225 254H226V257L229 259V260H233L234 262L235 261H237V262H235V264H239L240 263V261H238V260H241V263L240 264H264V240H263V236H264V199H263V197H264V188H263V185H264V130L263 129H261V128H263L264 127V125H263V121H264V119L263 118H261L262 116H264V91L262 90V91H260L259 89H256V83L255 82H252V81H248V79H246V78H243V79H241L240 81H238V82H236V83H234V81H229L228 82V80H216V81H206V80H204V79H200V78H193L194 79V82H193V79H192V85L190 84L189 85V87L187 86L188 84H186L185 82H180V80H176L178 77H176L177 75H174V74H176L174 71V67L176 66V63H177V60H178V58H176V57H179L178 55H177V52H178V50L179 49H181V48H183V46L184 47H187V46H191V45H196V44H198V43H201V44H204L205 42H207V43H210V40H209V38L205 35V31H207L209 28H217V27H219L220 26V24H222L223 22L225 23L226 22V20L228 19V18H230L231 17V15L233 16V17H238V18H242V20H246V21H248V23H249V21H254V23H255V25L257 24L258 25V23H263L264 24V0H208L207 1V4H205V3H203V8H204V10L202 9V10H200L201 12L199 13V10H198V18L199 19H196L197 20V22H195V24L197 23V25H195L194 24V22L190 25H187L186 27H188L186 30L187 31H185V27L183 28V26L182 25H179V26H177V25H175V23H173V21H171L170 20V18L168 17L169 16V11L167 12V8L165 7V5H162L163 3H158V1H156V0H152V1H154V3L152 2V1H148V0H145V1H148V4H149V6H148V4H147V2H145V1H142L141 0V4L139 3ZM224 1V2H223ZM63 2L66 4V0H63ZM72 2V1H71ZM146 4H145V3ZM231 2V3H230ZM28 3V2H27ZM134 3H135V5H134ZM137 3H139V4H137ZM212 5H211V4ZM219 3V4H218ZM228 3V4H227ZM235 3V4H234ZM13 4V5H12ZM48 3H46L44 0H29V5L30 6H32V5H34V6H37V7H39V8H44L46 5H47ZM139 5V6H137V5ZM145 4V5H144ZM152 4V5H151ZM204 4L205 5H207V6H204ZM146 6V7H144V6ZM158 5V6H157ZM163 7H162V6ZM210 5V6H209ZM217 5V6H216ZM225 5V6H224ZM134 6H135V8H134ZM152 6V7H151ZM209 6V7H208ZM228 6V7H227ZM158 7V8H157ZM162 7V8H161ZM206 7V8H205ZM131 8V7H130ZM138 8H141V9H138ZM166 8V9H165ZM16 8V6H14V3H13V0H0V16L1 15H3V13H5V11H6V13L5 14H7V12H8V14H9V12H11L10 14H12L11 16H13V17H15L16 19H21L22 17H21V12H19V10ZM163 9V10H162ZM210 9V10H209ZM139 10H140V12L142 13H140L139 12ZM148 10V12H146ZM160 10V11H159ZM107 11H110V10H107ZM144 11V12H143ZM158 11H159V13H158ZM162 11H165L166 12V15L164 14V13H162ZM203 11V12H202ZM208 11H209V13H208ZM15 12V13H14ZM132 12V13H133ZM149 12H150V15H149ZM47 13V12H46ZM44 14V16L41 18V20H40V22H41V24H42V26H43V30L39 33V35L37 36L38 38H40L41 37V39L42 40H44V41H53V40H59V39H62L61 41H65V39H66V41H67V38H69L70 37V34L72 35L70 38L72 39L73 38V36H74V38L75 37H77V38H79L78 40H80V39H83L84 38V36H85V34H83L82 33V31L80 30L81 28H82V22H80L79 20L78 21H76V20H74V19H76L75 17L76 16H74V17H72V20H71V22H70V28L72 29V33L74 34H72V33H70V34H68L69 32H66L65 30H63L62 28H60L59 26H58V23L56 24V19L54 20L52 17L53 16H50V14L49 13H47V14ZM101 13V10L100 11H98V15ZM147 13V14H146ZM154 14H155V18H154ZM157 14H159L158 16L160 17V16H162V18L160 17V18H158V16H157ZM162 14V15H161ZM163 14H164V16H163ZM200 14V15H199ZM202 14V15H201ZM229 14V15H228ZM240 15V16H238V15ZM228 15V16H227ZM97 15H95V17H96ZM99 16H102V15H99ZM131 16V17H130ZM139 16V17H140ZM148 16V17H147ZM165 16H167V17H165ZM181 16V15H180ZM208 16V17H207ZM212 16V17H211ZM133 17V18H132ZM138 17V16H137ZM207 17V18H206ZM209 17H211V18H209ZM227 17V18H226ZM245 17V18H244ZM249 19H248V18ZM132 20H131V19ZM148 18V19H147ZM169 18V19H168ZM161 19V20H160ZM163 19V20H162ZM166 19H168V21H166ZM203 19V20H202ZM206 19H208V20H206ZM97 20H98V18H97ZM96 20V21H97ZM131 20V21H130ZM199 20V21H198ZM223 20V21H222ZM225 20V21H224ZM130 21V22H129ZM170 21H171V24H174V25H170ZM222 21V22H221ZM3 22H5L4 20H3ZM221 22V23H220ZM251 22V24H253L254 25V23H252ZM135 23H137V24H135ZM169 25H168V24ZM204 25H203V24ZM214 23H215V25H214ZM217 23H219V24H217ZM210 24V25H209ZM263 24H261V25H263ZM134 25V26H133ZM137 25V26H136ZM165 25H167V26H165ZM194 25V26H193ZM169 26V27H168ZM212 26V27H211ZM171 27V28H170ZM204 27V28H203ZM206 27V28H205ZM52 28V29H51ZM74 28L76 29L75 31H74ZM167 28H170V29H167ZM15 28L14 27H11V29L9 28L8 30H2V32H0L1 34H0V49L2 48L3 49V47L4 46H6L7 44H10V43H14V44H16L17 45V43H20L19 45H24L25 43H23V41L25 42V40H27L29 37H26L27 35L25 34L24 35V32L23 33H21V35H20V33L19 32H17V31H15L14 30ZM60 29H62V30H60ZM178 29V30H177ZM184 29V30H183ZM188 29H190V30H188ZM80 30V31H79ZM165 30V31H164ZM180 30V31H179ZM192 30V31H191ZM56 31V32H55ZM77 31V32H76ZM79 31V32H78ZM176 31V32H175ZM180 33H179V32ZM199 31H201V32H199ZM165 32H167V34L165 33ZM170 32V33H169ZM182 32V33H181ZM194 32V33H193ZM197 32H199V33H197ZM203 32H205V33H203ZM82 33V34H81ZM201 33V34H200ZM5 34V35H4ZM10 34V35H9ZM22 34H23V36H22ZM194 34H196V35H198V36H200V37H198V36H195ZM20 35V36H19ZM68 35H69V37H68ZM77 35V36H76ZM84 35V36H83ZM195 37H194V36ZM203 35V36H202ZM54 36V37H53ZM56 36V37H55ZM160 36V37H159ZM178 36V37H177ZM205 36V37H204ZM52 37V38H51ZM58 37V38H57ZM9 40H8V39ZM22 38H23V41H20V40H22ZM26 38V39H25ZM57 38V39H56ZM197 38V39H196ZM205 38V39H204ZM25 39V40H24ZM32 38L30 37L26 42L27 43H30ZM154 39V40H153ZM198 39H201V40H198ZM13 40V41H12ZM17 40V41H16ZM151 40V41H150ZM153 40V41H152ZM168 40V41H167ZM199 42H198V41ZM203 40V41H202ZM10 41V42H9ZM17 43H16V42ZM68 41H69V39H68ZM169 43H167V42ZM149 42V43H148ZM152 42V43H151ZM158 42V43H157ZM162 42V43H161ZM165 42V43H164ZM189 42H191V43H189ZM7 43V44H6ZM26 43V44H27ZM158 45H157V44ZM188 43H189V45H188ZM207 43H205V44H207ZM13 44V45H14ZM144 44V43H143ZM153 44H154V46H153ZM191 44V45H190ZM162 45V46H161ZM182 45V46H181ZM3 46V47H2ZM156 46H158L159 48H157ZM166 47V48H165ZM152 48H154V49H152ZM173 48V49H172ZM172 49V50H171ZM154 50V51H153ZM164 50V51H163ZM175 51V53H174V51ZM177 50V51H176ZM155 51H156V54H152L153 52L155 53ZM158 51V52H157ZM163 51V52H162ZM167 53H166V52ZM170 52V53H169ZM172 52H173V54H172ZM94 54L92 55L91 54V56H94L96 53L95 52H93ZM128 57H127V56ZM159 55V56H158ZM170 55V56H169ZM88 56V55H87ZM90 55H89V58L88 59H90V57H91ZM126 56V57H125ZM143 56V57H142ZM157 56V57H156ZM167 56V57H166ZM132 57V58H131ZM138 57V58H137ZM155 57V58H154ZM172 58V60H171V58ZM156 58H158V59H156ZM170 58V59H169ZM160 59V60H159ZM163 59V60H162ZM169 59V60H168ZM131 60H132V62H131ZM134 60V61H133ZM164 60H166L165 62H164ZM167 60H168V62H167ZM103 61L104 60H102L101 62L103 63ZM124 61V62H123ZM144 61V64L142 63L141 65H140V63L141 62H143ZM149 61V62H148ZM155 61V62H154ZM156 61H157V63H156ZM176 61V62H175ZM0 62L2 63V64H6V60L4 59V58H2V57H0ZM146 62H147V64H146ZM164 62V63H163ZM165 63H168V65H166ZM122 66H121V65ZM153 66H152V65ZM10 66L11 65H13L12 63H10L9 64ZM133 67H132V66ZM134 65H136V66H134ZM158 65V66H157ZM106 65H105V63H104V67H105ZM130 66L132 67V68H130ZM142 66V67H141ZM156 66V67H155ZM166 66V67H165ZM22 67V66H21ZM103 67V68H104ZM155 67V68H154ZM25 68H27V67H25ZM105 68H108V66L107 67H105ZM105 68H104V70H105ZM167 68V69H166ZM22 71L24 70V67L23 68H20ZM31 69V68H30ZM132 69V70H131ZM32 70H35V69H32ZM31 70V71H32ZM117 70H121V71H123V73L122 72H119V71H117ZM173 70V71H172ZM30 70H29V68L27 69V70H25V72L23 71V74L24 75H26V76H28L27 74H29V73H27V74H25L26 72H31ZM172 71V72H171ZM131 72V73H130ZM133 72V73H132ZM171 73V74H170ZM174 73V74H173ZM132 74V75H131ZM118 76V78H117V76ZM134 75V76H133ZM170 75V76H169ZM173 75V76H172ZM140 76V77H139ZM2 77V78H1ZM127 77H129V78H131V79H128ZM7 77H3V76H1L0 75V83H1V81L4 83H1L0 84V89L1 88H3V89H5V90H8L7 92H9V94L11 95V93L13 92L14 93V91H17V87L15 86V84L17 85V83L16 82H13L12 80L10 81V79H6ZM135 78V79H134ZM169 78V79H168ZM127 79V80H126ZM165 79V80H164ZM172 80V85H171V80ZM143 80V81H142ZM167 80V81H166ZM170 80V81H169ZM196 80V81H195ZM7 81V82H6ZM134 81V82H133ZM138 81V82H137ZM176 81H177V83H176ZM178 81H179V83H178ZM197 81H198V83H197ZM13 82V83H12ZM130 84H129V83ZM131 82H132V84H131ZM145 82V83H144ZM223 82V83H222ZM241 84H240V83ZM15 83V84H14ZM122 83V85H124ZM141 83V84H140ZM143 83V84H142ZM173 83H174V85H173ZM181 83V84H180ZM184 83V84H183ZM200 83V84H199ZM229 83V84H228ZM255 83V84H254ZM6 84V85H5ZM14 84V85H13ZM166 84V85H165ZM182 84H183V86H182ZM195 84V85H194ZM210 84V85H209ZM220 84V85H219ZM5 85V86H4ZM130 87H129V86ZM132 85V86H131ZM134 85V86H133ZM165 85V86H164ZM171 85V86H170ZM186 85V86H185ZM198 85V86H197ZM205 85V86H204ZM215 85V86H214ZM228 85V86H227ZM235 85V86H234ZM14 86H15V88H14ZM126 85H124V87H125ZM137 86H139V87H137ZM144 86V87H143ZM208 86H210V87H208ZM225 86V87H224ZM232 86H234V87H232ZM5 87V88H4ZM144 88V91L146 90V92H141V90H143V89H141V88ZM163 87V88H162ZM171 87H173V88H171ZM175 87V88H174ZM206 87V88H205ZM239 87V88H238ZM249 87H250V89H249ZM252 87V88H251ZM134 88L136 89L135 91H134ZM138 88V89H137ZM169 88V89H168ZM171 88V89H170ZM191 88V89H190ZM215 90H214V89ZM233 88H235V89H233ZM248 88V89H247ZM255 88V89H254ZM27 89H28V91H31V90H34L35 91V89H32V88H26L25 90L27 91ZM140 89V90H139ZM189 89V90H188ZM222 89V90H221ZM228 89V90H227ZM238 89V90H237ZM161 90V91H160ZM170 90H172L171 92H170ZM186 90V91H185ZM202 90V91H201ZM137 91L139 92V94L137 93ZM156 91V92H155ZM160 91V92H159ZM191 91V92H190ZM260 91V92H259ZM37 92H39V91H37ZM41 93H42V91H40ZM132 92H134L133 94H135V92H136V94L135 95H133L132 94ZM141 92V93H140ZM170 92V93H169ZM174 92H176V94H178V95H176ZM186 94H185V93ZM189 94H188V93ZM193 92V93H192ZM196 92V93H195ZM218 92V93H217ZM249 92V93H248ZM262 92V93H261ZM6 93V92H5ZM4 93V94H5ZM154 93V94H153ZM174 93V94H173ZM191 93V94H190ZM6 94H8V93H6ZM5 94V97L4 98H2V99H5L4 100V103H10V104H12L13 106H16V100H15V97H8V95H6ZM151 94H153V95H151ZM169 94V95H168ZM171 94V95H170ZM173 94V95H172ZM217 94V95H216ZM220 94V95H219ZM259 94V95H258ZM128 95V96H129ZM162 94H161V96H163ZM176 97H175V96ZM195 95V96H194ZM212 95V96H211ZM263 95V96H262ZM7 96V97H6ZM13 96V95H12ZM127 96V97H128ZM156 96H159V95H156ZM160 96V97H161ZM171 96V97H170ZM185 99V98H187V99H185V100H183V98ZM200 96V97H199ZM205 96V97H204ZM56 97V96H55ZM131 97V96H130ZM130 97H128L129 99H130ZM190 97V98H189ZM194 97V98H193ZM223 97V98H222ZM232 97V98H231ZM59 98H62V100H64L65 99V101H68L69 100V102H73V101H70V98L68 99L67 97L66 98H64V97H60L59 96ZM172 98V99H171ZM182 98V99H181ZM192 98L194 99V100H192ZM205 98V99H204ZM207 98V99H206ZM210 98H212V99H210ZM237 98V99H236ZM262 98V99H261ZM133 99H135V98H131L130 100H126V102L127 103H129L130 101L131 102H133L134 101V105H136L135 104V100H133ZM168 99V100H167ZM176 99V100H175ZM180 99V100H179ZM190 99V100H189ZM222 99V100H221ZM133 100V101H132ZM198 100V101H197ZM210 100V101H209ZM211 100H213V101H211ZM218 102H217V101ZM258 102H257V101ZM263 100V101H262ZM20 101V100H19ZM161 101V102H160ZM163 101H165V102H163ZM182 101V102H181ZM193 101V102H192ZM227 101H228V103H227ZM236 101V102H235ZM239 101V102H238ZM246 101V102H245ZM249 101V102H248ZM253 101V102H252ZM121 102V101H120ZM118 103L117 105L115 104L112 108H114V110L115 109H121V110H124L125 108H127V107H124L123 108V106L126 104V102L124 101V103L121 105V103ZM176 102V103H175ZM179 102V103H178ZM190 104H189V103ZM193 104H192V103ZM195 102H197V104L195 103ZM205 102H207V103H210V104H208L207 105V103H205ZM212 102H214V103H212ZM229 102H230V104H229ZM260 102V103H259ZM155 103V104H154ZM157 103V104H156ZM195 103V104H194ZM234 103V104H233ZM262 103V104H261ZM130 104V103H129ZM133 104H130V107H131V109H136V107H137V105L136 106H134ZM150 104V103H149ZM172 104V105H171ZM179 106H178V105ZM211 104H212V106H211ZM216 104H219V105H217L216 106ZM237 104V105H236ZM241 104V105H240ZM246 104V105H245ZM258 104V105H257ZM120 105V106H119ZM126 105H128V104H126ZM125 105V106H126ZM153 105H157V107L156 106H153ZM162 105V106H161ZM164 105V106H163ZM166 105V106H165ZM176 105V106H175ZM198 105V106H197ZM206 105H207V107H206ZM232 105V106H231ZM243 105V106H242ZM251 105V106H250ZM253 105H255V107H253ZM79 106V105H78ZM80 106H82V105H80ZM132 106H133V108H132ZM139 106H140V108H139ZM161 106V107H160ZM203 106V108H201ZM209 106H211L212 108H210ZM221 106V107H220ZM240 107V106H242V108L240 107V108H237V107ZM250 106V107H249ZM263 106V107H262ZM23 107V108H22ZM118 107V108H117ZM128 107H129V105H128ZM148 107V108H147ZM150 107V108H151ZM165 107V108H164ZM205 107V108H204ZM215 107H216V109H215ZM226 107V108H225ZM252 107V108H251ZM17 108V107H16ZM123 108V109H122ZM209 108V109H208ZM229 108H230V110H229ZM234 108V109H233ZM237 108V109H236ZM253 108H255L254 110H253ZM24 109V110H23ZM92 109V108H91ZM130 109V108H129ZM160 109V110H159ZM214 109V110H213ZM223 109V110H222ZM242 109V110H241ZM247 109V110H246ZM250 109V111H248ZM17 113H19V112H22V111H24V112H26L27 113V115L30 117V118H32V119H38V121H40L41 123H43V124H46L47 122H48V117H46V115H43V114H39V112H38V110L37 109H33L31 106H29V104H25L24 102H23V105L21 106V107H19V108H17ZM92 110H97V109H92ZM153 110V111H152ZM154 110H155V112H154ZM162 110H164L167 114H165V112L164 111H162ZM169 110V111H168ZM178 110H179V112H178ZM187 112H186V111ZM189 110V111H188ZM194 112H193V111ZM199 110H200V112H199ZM206 110V111H205ZM233 110V111H232ZM252 110V111H251ZM13 111V110H12ZM159 113H158V112ZM172 111V112H171ZM198 111V112H197ZM236 111V112H235ZM239 111V112H238ZM254 111V112H253ZM169 112V113H168ZM208 112V113H207ZM215 112V113H214ZM251 112V114H249ZM263 112V113H262ZM67 113V112H66ZM172 113V114H171ZM189 113H190V115H189ZM147 114H149V115H147ZM154 114H155V116H154ZM160 114V115H159ZM169 114V115H168ZM192 114V115H191ZM197 114V115H196ZM207 114V115H206ZM225 114V115H224ZM240 114V115H239ZM249 114V115H248ZM261 114H263V115H261ZM10 118L11 119H13L14 117H15V115L13 114V113H10ZM19 115V114H18ZM42 115V116H41ZM129 115V114H128ZM165 117H164V116ZM175 115V116H174ZM188 115V116H187ZM214 115V116H213ZM243 115V116H242ZM255 115V116H254ZM45 116V117H44ZM157 116V117H156ZM167 116V117H166ZM177 116H178V118H177ZM237 116V117H236ZM242 116V117H241ZM248 116V117H247ZM252 116V117H251ZM161 117V118H160ZM196 117V118H195ZM229 117V118H228ZM253 117H255V118H253ZM257 117V118H256ZM130 118H132V119H130ZM155 118H157V119H155ZM163 118V119H162ZM168 118V119H167ZM172 118V119H171ZM190 118H193V119H190ZM200 118H202V119H200ZM208 118V119H207ZM210 118V119H209ZM212 118H214V119H212ZM241 118V119H240ZM250 118V119H249ZM261 118V119H260ZM91 119V120H90ZM160 119V120H159ZM180 119V120H179ZM195 119H196V121H195ZM206 119V120H205ZM212 119V120H211ZM233 119H235V120H233ZM239 119V120H238ZM247 119V120H246ZM253 119V120H252ZM47 120V121H46ZM74 120V119H73ZM131 120V121H130ZM149 120V121H148ZM159 120V121H158ZM164 120V122H162ZM194 120V121H193ZM217 120V121H216ZM242 121V123H241V121ZM245 120V121H244ZM8 121H10V119L8 120ZM8 121H5V120H2V119H0V135H1V137L2 136H4V138L2 137V139L1 140H3L2 142H1V144H0V150L3 148V146L6 148H9L10 147V149H11V146H12V144H13V142H14V144H15V141L17 140H19L18 138L17 139H14V138H16V137H14L15 136V134H16V132L17 131H15L16 129H13L12 128V123H11V121L10 122H8ZM88 121V122H87ZM90 121H91V126H90ZM158 121L159 123H161V124H159L158 122V124L156 123V122ZM166 121V122H165ZM187 121V122H186ZM239 121V122H238ZM253 121V122H252ZM93 122H95V123H93ZM111 122V123H110ZM148 122V123H147ZM184 122H185V124H184ZM249 122V123H248ZM254 122H256L255 123V125H252V123H254ZM257 122H259V126H258V123ZM262 122V123H261ZM133 123V124H132ZM170 123H171V125H170ZM194 125L195 124V126H193L192 124ZM200 125H199V124ZM227 123V124H226ZM229 123H231V124H229ZM238 123V124H237ZM249 125H248V124ZM261 123V124H260ZM85 124V125H84ZM107 124V123H106ZM135 124V125H134ZM197 124V125H196ZM203 124V125H202ZM220 124V125H219ZM225 124V125H224ZM229 124V125H228ZM87 125V126H86ZM155 125V126H154ZM157 125V126H156ZM164 125V126H163ZM181 125V126H180ZM189 125V126H188ZM206 125V126H205ZM216 125V126H215ZM231 125V126H230ZM233 125V126H232ZM239 125V126H238ZM244 125H246L245 127H244ZM257 125V126H256ZM94 126H96V127H94ZM101 126V127H100ZM108 126V127H109ZM130 126H132V127H130ZM139 126V127H138ZM143 126V127H142ZM150 126V127H149ZM159 126H161V127H159ZM199 126H200V128H199ZM211 126V127H210ZM218 126V127H217ZM254 126V127H253ZM261 126H263V127H261ZM92 127H94V128H92ZM115 127V128H114ZM119 127V128H118ZM136 127V128H135ZM170 127H172V128H170ZM181 127H183V128H181ZM227 127V129H225ZM239 127V128H238ZM257 127V128H256ZM261 127V128H260ZM86 128V129H85ZM87 128H88V130H87ZM90 128V129H89ZM96 128V129H95ZM98 128V129H97ZM100 128H102V129H100ZM123 130H121V129ZM123 128H125V129H123ZM145 128V129H144ZM174 128V129H173ZM213 128V129H212ZM262 130H260V129ZM151 129V130H150ZM156 129V130H155ZM184 129V130H183ZM193 129V130H192ZM219 129V130H218ZM223 129V130H222ZM246 129V130H245ZM69 130V134H72L73 135V133H74V130H72L71 128H69L68 129ZM90 130V131H89ZM98 130V131H97ZM108 130V131H107ZM125 130V131H124ZM129 131V132H127V131ZM167 130V131H166ZM171 130V131H170ZM186 130V131H185ZM218 130V131H217ZM222 130V131H221ZM228 130H230V131H228ZM235 130V131H234ZM243 130H245V131H243ZM251 131V132H249L248 133V131ZM260 130V131H259ZM95 131V132H94ZM105 131H106V133H105ZM154 131H156L155 133H154ZM174 131V132H173ZM191 131V132H190ZM243 131V132H242ZM66 132V131H65ZM68 132V131H67ZM90 132V133H89ZM108 132V133H107ZM127 132V133H126ZM134 132V133H133ZM147 132V133H146ZM166 132V133H165ZM168 132V133H167ZM189 132V133H188ZM205 133V132H208V133H205V135L203 134L202 135V133ZM224 132V134H222ZM239 132V133H238ZM263 132V133H262ZM87 133H89V134H87ZM98 133V134H97ZM117 133V134H116ZM120 133V134H119ZM133 133V134H132ZM145 133V134H144ZM184 133V134H183ZM186 133V134H185ZM191 133V134H190ZM213 133V134H212ZM216 133H218V134H216ZM228 133V134H227ZM229 133H230V135H229ZM247 133V134H246ZM94 134V135H93ZM127 134V135H126ZM175 134V135H174ZM196 134V135H195ZM212 134V135H211ZM253 134V135H252ZM258 134V135H257ZM8 135V136H7ZM75 135V134H74ZM73 135V136H74ZM84 135V136H83ZM97 135V136H96ZM103 135V136H102ZM120 135V136H119ZM126 135V136H125ZM130 135V136H129ZM134 135V136H133ZM142 135V136H141ZM152 135V136H151ZM192 135V136H191ZM226 135V136H225ZM229 135V136H228ZM257 135V136H256ZM260 135V136H259ZM110 136H112V137H110ZM146 136H148V137H146ZM170 136V137H169ZM181 136V137H180ZM209 136V137H208ZM215 136V137H214ZM228 136V137H227ZM238 136V138H236ZM74 137H76V136H74ZM94 137V138H93ZM103 137V138H102ZM110 137V138H109ZM134 137V138H133ZM135 137L137 138V139H135ZM141 137H144L143 139L141 138ZM150 137V138H149ZM163 137H165V139L163 138ZM169 137V138H168ZM185 137V138H184ZM208 137V138H207ZM234 137V138H233ZM242 137V138H241ZM244 137V138H243ZM247 137V138H246ZM262 137V138H261ZM8 138V139H7ZM97 138V139H96ZM129 138V139H128ZM139 138V139H138ZM146 138V139H145ZM155 138V139H154ZM157 138V139H156ZM174 138V139H173ZM181 138H183V139H181ZM219 138V139H218ZM251 138V139H250ZM259 138V139H258ZM261 138V139H260ZM7 139V140H6ZM14 141H13V140ZM85 139H87V140H85ZM123 139V140H122ZM125 139V140H124ZM153 139V140H152ZM172 139V140H171ZM180 139V140H179ZM204 139H206V140H204ZM218 139V140H217ZM221 139V140H220ZM228 139V140H227ZM240 139V140H239ZM247 139V140H246ZM253 139V140H252ZM0 140V141H1ZM118 140V141H117ZM145 140V141H144ZM147 140H148V142H147ZM157 140H159V141H157ZM162 140V141H161ZM167 140H170V141H168L169 143H167L166 141ZM5 141V142H4ZM10 141V142H9ZM17 141H16V143H17ZM136 141V142H135ZM219 141V142H218ZM228 141V142H227ZM236 141V142H235ZM258 141V142H257ZM7 142V143H6ZM9 142V143H8ZM11 142H12V144H11ZM20 142H21V140H20ZM117 142V143H116ZM119 142V143H118ZM124 142V143H123ZM147 142V143H146ZM157 142V143H156ZM161 142H163V143H161ZM166 142V143H165ZM190 142V143H189ZM203 142V143H202ZM208 142H209V145H208ZM242 142V143H241ZM250 142V143H249ZM257 142V143H256ZM262 142V143H261ZM108 143H110V144H108ZM214 143H217V144H214ZM219 143V144H218ZM228 144V145H226V144ZM232 143V144H231ZM240 143V144H239ZM88 144V145H89ZM95 144H96V146H95ZM101 144V145H100ZM105 144H107V145H105ZM134 144V145H133ZM138 144V145H137ZM150 144V145H149ZM153 144V145H152ZM158 144V145H157ZM195 144V145H194ZM212 144H214V145H212ZM236 144V145H235ZM259 144H260V146H259ZM119 145V146H118ZM130 145H131V147H130ZM165 145V147H163ZM184 145V144H183ZM182 145V146H183ZM186 145V146H187ZM217 147H216V146ZM242 145V146H241ZM250 145V146H249ZM257 145H258V147H257ZM262 145V146H261ZM2 146V147H1ZM115 146V147H114ZM137 146V147H136ZM160 146H162L161 147V149H160ZM215 146V147H214ZM230 146V147H229ZM125 147V148H124ZM152 148V149H150L149 151V153H147L148 152V149L149 148ZM156 147V148H155ZM197 147V148H196ZM202 147V148H201ZM238 147V148H237ZM263 147V148H262ZM5 148H3L2 150H4ZM86 148V149H85ZM100 148V149H99ZM102 148H103V150H102ZM111 148V149H110ZM116 148V149H115ZM132 150H131V149ZM192 148V149H191ZM194 148V149H193ZM83 149V150H82ZM136 149V150H135ZM138 149H141V150H138ZM159 149V150H158ZM184 149H187V150H184ZM193 150L194 151V154L192 153L193 151H191V150ZM198 149V150H197ZM238 149H240V150H238ZM6 150V149H5ZM98 150V151H97ZM113 150V151H112ZM152 150V151H151ZM228 150V151H227ZM236 150V151H235ZM243 150V151H242ZM63 151V152H62ZM68 151V152H67ZM92 151V152H91ZM96 151V152H95ZM118 151V152H117ZM141 151V152H140ZM142 151H143V153H142ZM146 151V152H145ZM155 151V152H154ZM161 152V154H158V152ZM163 151V152H162ZM190 151H191V153H190ZM199 153H198V152ZM242 151V152H241ZM247 151V152H246ZM260 151V152H259ZM88 152V153H87ZM145 152V153H144ZM152 152V153H151ZM188 152V153H187ZM204 152V153H203ZM214 152V153H213ZM238 152V153H237ZM242 153V155H241V153ZM246 152V153H245ZM248 152H250L249 153V155H248ZM57 153H58V155H57ZM137 153H138V155H137ZM186 153H187V155H186ZM190 153V154H189ZM207 153V154H206ZM226 153V154H225ZM233 153V154H232ZM262 155H261V154ZM59 154H60V156H59ZM66 154V155H65ZM68 154V155H67ZM131 154H133V155H131ZM139 154H141V155H139ZM146 154H148V157H147V155ZM154 154H156V155H154ZM193 154V155H192ZM224 154V155H223ZM228 154V155H227ZM232 155V156H230V155ZM236 154H238L237 156H235ZM252 154V155H251ZM259 154V155H258ZM78 155V156H77ZM81 155H83V156H81ZM135 155V156H134ZM222 155V156H221ZM244 155H246V156H244ZM254 155V156H253ZM68 156H69V158H68ZM98 156V157H97ZM140 156V157H139ZM145 156V157H144ZM149 156H152V157H149ZM196 156V157H195ZM226 156V157H225ZM54 157H56V158H54ZM72 157L74 158L75 157V160L74 159H72ZM125 157V158H124ZM128 157V158H127ZM138 157V159H136ZM155 157V158H154ZM159 157V158H160ZM239 157V158H238ZM253 157V158H252ZM61 158V159H60ZM83 158V159H82ZM85 158H86V160H87V162L89 163H87L86 161L84 162V160H85ZM90 158V159H89ZM98 158V159H97ZM113 158V160H110V159H112ZM120 160H119V159ZM130 158V159H129ZM199 158V159H198ZM218 158V159H217ZM224 158V159H223ZM244 160H243V159ZM247 160H246V159ZM260 158V159H259ZM66 159V160H65ZM68 159H69V161H71V163L68 161ZM108 159V160H107ZM163 159V158H162ZM223 159V160H222ZM237 159V160H236ZM249 159V160H248ZM261 159H263V160H261ZM141 160H142V158H141ZM217 160V161H216ZM226 160V161H225ZM239 160V161H238ZM65 161H67V163L68 164H66V162ZM75 161V162H74ZM162 162H164L163 160H161ZM190 161V162H189ZM196 161V162H195ZM204 161V162H203ZM216 161V162H215ZM238 161V162H237ZM242 161V162H241ZM246 163H245V162ZM248 161V162H247ZM65 162V163H64ZM77 162V163H76ZM129 162H131V164H129ZM152 162V161H151ZM214 162V163H213ZM227 162V163H226ZM235 162H237V164L239 165H237V164H235ZM257 162H259V163H257ZM62 163V164H61ZM78 163H80L79 164V166L80 167H78ZM94 163H95V165H94ZM136 165H135V164ZM178 163H179V166H178ZM189 163V164H188ZM200 163V164H199ZM223 163V164H222ZM48 164H50V162H48ZM65 164H66V166H65ZM128 164V165H127ZM132 164H134L133 166H132ZM174 164V165H173ZM202 164V165H201ZM218 165V167H217V165ZM228 164V165H227ZM234 164V165H233ZM242 164V165H241ZM247 164V165H246ZM58 165V166H57ZM63 165V166H62ZM122 165V166H121ZM131 165V166H130ZM177 165V166H176ZM221 165V166H220ZM232 165V166H231ZM254 165V166H253ZM257 166V168H256V166ZM259 165V166H258ZM77 166V167H76ZM82 166H83V168H82ZM92 166L94 167V168H92ZM129 166V167H128ZM135 166V167H134ZM200 166V167H199ZM223 166H224V168H223ZM253 166V167H252ZM62 167V168H61ZM128 167V168H127ZM134 167V168H133ZM198 168V170H197V168ZM214 167V168H213ZM215 167H217V168H215ZM220 167V168H219ZM232 167H234L233 169H232ZM250 167H252V169L250 168ZM260 167V168H259ZM262 167V168H261ZM127 168V169H126ZM139 167H137V169H138ZM173 168V169H172ZM129 169H132V170H129ZM175 169V170H174ZM238 169V170H237ZM255 169V170H254ZM260 169H261V171H260ZM80 170V171H79ZM172 170H173V172H172ZM204 170H205V172H204ZM216 170V171H215ZM224 170H226V171H224ZM231 170V171H230ZM234 170V171H233ZM237 170V171H236ZM250 170L252 171V172H250ZM87 171H89V172H87ZM63 172V171H62ZM124 172V173H123ZM133 172V173H132ZM135 172V173H134ZM177 172V173H176ZM183 172V173H182ZM228 172V173H227ZM230 172V173H229ZM249 172H250V174H249ZM261 172V173H260ZM176 173V174H175ZM202 173V174H201ZM206 173V174H205ZM225 173V174H224ZM241 173V174H240ZM132 174H134L135 176V178L133 177V175ZM223 175V176H221V175ZM228 174L230 175V176H228ZM243 174V175H242ZM245 174H247L246 176H244ZM200 175V176H199ZM233 175V176H232ZM261 175L263 176V178L261 177ZM212 176H213V178H212ZM232 177V178H231ZM252 178V180H250V178ZM260 177V178H259ZM192 178V179H191ZM222 178V179H221ZM231 178V179H230ZM236 178V179H235ZM246 178V179H245ZM198 179H199V181H198ZM229 179V180H228ZM190 180V181H189ZM205 180V181H204ZM242 180V181H241ZM249 180V181H248ZM132 181V182H131ZM178 181V182H177ZM245 181V182H244ZM252 181H254V182H252ZM262 181V182H261ZM139 182V183H138ZM198 182V183H197ZM251 182H252V184H254L255 183V185H252L251 184ZM259 184H258V183ZM261 182V183H260ZM181 183V184H180ZM234 183V184H233ZM235 183L237 184V185H235ZM250 183V184H249ZM141 184H142V182H141ZM203 184H205V185H203ZM215 184V185H214ZM235 185V187L233 186V185ZM242 184V185H241ZM249 184V185H248ZM124 185V187H126ZM136 185V186H135ZM139 185V186H138ZM185 185V186H184ZM192 187H191V186ZM217 185V186H216ZM219 185V186H218ZM129 186V187H128ZM181 186V187H180ZM194 186V187H193ZM210 186H212V187H210ZM230 186V187H229ZM240 188H239V187ZM199 187V188H198ZM228 187H229V190H228ZM238 187V188H237ZM246 187V188H245ZM250 187H252L253 189H251ZM260 187H261V189H260ZM130 188V189H129ZM193 188V189H192ZM207 188V189H206ZM213 188V189H212ZM218 190H217V189ZM223 188V189H222ZM233 188H235V189H233ZM243 188V189H242ZM247 188H249L248 190L249 191H247ZM138 189V191H136ZM146 189V188H145ZM209 189H212V190H209ZM227 189V190H226ZM245 189V190H244ZM144 190V194L142 195V191ZM182 190V191H181ZM192 190V191H191ZM206 190V191H205ZM209 190V191H208ZM240 190V191H239ZM196 191V192H195ZM200 191V192H199ZM217 191V192H216ZM235 191V192H234ZM238 191V192H237ZM242 191V193L240 194V192ZM245 191H247V192H244ZM229 192V193H228ZM257 193V194H255V193ZM261 193V195H260V193ZM188 193V194H187ZM190 193V194H189ZM196 193V194H195ZM226 193V194H225ZM234 193V194H233ZM248 193V194H247ZM141 194V195H140ZM214 194V195H213ZM222 194V195H221ZM231 194H233V195H231ZM238 194V195H237ZM242 194H243V196H242ZM196 195V196H195ZM212 195V196H211ZM216 195V196H215ZM227 195V196H226ZM245 195V196H244ZM249 195V196H248ZM260 195V196H259ZM198 196V197H197ZM227 197H229V196H231L230 198H227L228 200H226V198ZM257 196V197H256ZM259 196V197H258ZM185 197V198H184ZM243 197H244V199H243ZM246 197V198H245ZM7 198V199H6ZM212 198V199H211ZM216 200H214V199ZM222 198V199H221ZM255 198V199H254ZM5 199V201H7V202H11V198H8V197H5L4 198ZM71 199H73V197H71ZM194 199V200H193ZM197 199V200H196ZM203 199V200H202ZM209 199V200H208ZM218 199V200H217ZM229 199H230V201H229ZM238 199H240V201L238 200ZM242 199H243V201H244V204L246 203V204H248L249 205V209H250V213L248 214L250 217H247L248 219H250V218H253V219H250L249 220V222H248V219L245 217V219H247V222L249 223V226H250V223H252V221L254 220V226H253V223H252V225L250 226V227H246L244 224H243V226H242V223L241 222H243V219H241L240 217H239V220H240V223H236V224H238V225H234V224H230L229 225V221H226L227 223L225 224V222H221V221H224L223 219H221L222 217V215L220 216V214L222 213V212H220L219 213V211H216L215 209H217V207L218 208H224V209H222V210H220V211H223V210H227L228 209V206L230 205V206H235V205H238V204H240V202H243L242 201ZM137 200V199H136ZM228 201V202H233L234 204L233 205H231V203H229V205H228V202H226V201ZM248 200H249V202H248ZM259 200H262V202H260ZM164 203H163V202ZM189 201V202H188ZM220 201V202H219ZM223 201H224V203H223ZM246 201V202H245ZM131 202H132V199H131ZM193 202V203H192ZM238 202V203H237ZM253 202V203H252ZM257 202V203H256ZM260 202V203H259ZM130 203V202H129ZM128 203V204H129ZM158 203V202H157ZM175 203V204H174ZM186 203V204H185ZM189 203H190V205H189ZM197 203V204H196ZM202 203H204V204H202ZM209 203V204H208ZM250 203V204H249ZM259 203V204H258ZM128 204L127 203H125V205L126 206H128ZM161 204H163V205H161ZM180 204V206L179 207H176V206H178ZM194 204V205H193ZM219 204V205H218ZM252 204H253V206H252ZM257 204V205H256ZM121 205V204H120ZM120 205H119V208H125L124 206L125 205H121L122 207H120ZM171 205H173V206H171ZM181 205H182V207H181ZM223 205V206H222ZM226 205V206H225ZM255 205V206H254ZM261 205V206H260ZM263 205V206H262ZM161 206H163V208L161 207ZM170 206V207H169ZM183 206H186V208L185 207H183ZM198 206V207H197ZM202 206V207H201ZM211 208H210V207ZM214 206V207H213ZM220 206V207H219ZM227 207V208H225V207ZM256 206H258V208L256 207ZM166 207V209H164ZM172 207H173V209H172ZM188 207V208H187ZM216 207V208H215ZM251 207V208H250ZM256 207V208H255ZM261 207V208H260ZM168 208H170V209H168ZM175 208L177 209V210H175ZM183 208H184V210H183ZM193 208V209H192ZM203 208V209H202ZM212 208H214V210L212 209ZM234 208V207H233ZM255 210H254V209ZM163 209V210H162ZM168 209V210H167ZM212 209V210H211ZM257 209H258V211H257ZM148 210V211H147ZM146 211L145 210H135V212L137 213V211H138V213L139 214H135V212H133L132 211V213H130V215H129V213H128V215H129V217H128V215L127 216H123V215H115V216H110V217H114V218H112L113 220L115 219V220H121L122 218V220L124 221L125 219H126V221H127V219L130 221V220H132V219H136V220H132V222L134 223V222H137V221H140V222H137V223H141L142 222V225L140 224V226H141V230H143V231H141L142 233H143V236L145 235V238L144 239H146L147 238V236L148 235H151V236H148V238L146 239L147 241H151V239L153 238V235H155L154 234V232L153 231H155V229H156V227H157V225H155V222L158 220V218H157V216H156V213H157V211H150L149 209H147ZM165 210H167V211H165ZM179 210V211H178ZM187 210V211H186ZM192 210V211H191ZM209 210H211V211H209ZM252 210H254L255 212V214H251V211ZM142 212V213H140V212ZM177 211V212H176ZM184 211V212H183ZM192 213H191V212ZM214 211V212H213ZM215 211H216V213H215ZM257 211V212H256ZM68 212V211H67ZM148 214H147V213ZM156 212V213H155ZM161 212L163 213L162 215H164L165 217H163L162 218V215H161ZM189 212V213H188ZM217 212H218V214H217ZM168 213V214H167ZM177 213V214H176ZM180 213H183V214H180ZM196 213H197V215H196ZM215 213V214H214ZM252 213H253V211H252ZM67 214V213H66ZM143 214V215H142ZM155 214V215H154ZM189 214H190V216L191 215H194L195 216V218H193V216H192V219L190 220V216H189ZM200 214H201V216H200ZM211 216H210V215ZM258 215L257 217H256V219H255V215ZM145 215V216H144ZM149 215V216H148ZM176 215H179V216H176ZM181 215L183 216H186L185 218L184 217H182L181 218ZM202 215H204V218H203V216ZM208 216V218H207V216ZM216 215H218L217 216V218H216ZM254 215V216H253ZM119 216H121V217H119ZM123 216V217H122ZM136 216H138V217H136ZM153 218H152V217ZM156 216V217H155ZM176 216V217H175ZM197 216H198V218L200 217L201 218V221L198 219V221H199V223H198V221H195V222H193V224L191 223L192 221H194V220H196L197 219ZM214 216V217H213ZM67 217V216H66ZM70 216H68L67 218H64V220H63V225H62V228H60L61 230H59L60 232H59V235H60V240H61V242L64 244V242L66 241L65 239L67 238V237H73L74 239H75V243L78 245V246H80V247H82V246H90V245H92V244H94V243H99V242H101V243H105V244H107V246H106V253L108 254V255H110V257H113V256H116L117 258H120L121 256H122V258H130L132 255H130V249H131V247L133 246V245H131V247H130V243H128L127 242V239L124 237V235L123 234H117V233H115L114 231H113V234L111 233V232H109L111 235V237H109L107 234L108 233H105L104 232V228L101 226L102 225V221L100 220V219H96V218H93V220H94V222H93V220H91V224H90V226H88V227H83L82 228V226H81V224L82 223H80V227H78L79 225V222L78 221H76L74 224H71L70 223V218H69ZM141 217V218H140ZM146 217V218H145ZM149 217H150V219H149ZM171 217V218H170ZM173 217H175V218H173ZM180 217V218H179ZM211 217H213L212 218V220H210L211 219ZM221 217V218H220ZM117 218V219H116ZM121 218V219H120ZM130 218V219H129ZM144 218V219H143ZM178 218V219H177ZM189 218V219H188ZM203 218V219H202ZM219 218L221 219V220H219ZM69 220V221H67V220ZM96 219V220H95ZM137 219H139V220H137ZM143 219V220H142ZM180 219H181V221H182V223L184 222V220L186 219L187 220V222H184L185 224L183 225V224H181V221H180ZM205 219H208V220H205ZM214 219L216 220V221H214ZM121 220V221H122ZM154 220V221H153ZM168 220H170V222L168 223ZM185 220V221H186ZM242 220V221H241ZM252 220V221H251ZM67 221V222H66ZM144 221H146V222H144ZM189 221V222H188ZM208 221V222H207ZM246 220H244V222H245ZM251 221V222H250ZM66 222V223H65ZM93 222V223H92ZM98 222H100L101 224H99ZM178 222V223H177ZM203 222V223H202ZM209 222H210V224H209ZM213 222V223H212ZM243 222V223H244ZM258 222V223H257ZM78 223V224H77ZM146 223V224H145ZM174 223H175V225L176 224H178L177 226H174ZM189 223V224H188ZM191 223V224H190ZM246 223V222H245ZM1 224V223H0ZM65 224H66V226H65ZM94 224V225H93ZM99 226H98V225ZM173 224V225H172ZM205 224V225H206ZM68 225V226H67ZM78 225V226H77ZM153 225H155V229L154 230H152V228L154 227ZM179 225H180V227H179ZM188 227H187V226ZM195 225V226H196ZM216 225V226H215ZM222 225V226H221ZM228 226V228H226L227 226ZM232 225V226H231ZM240 225V226H239ZM258 225H260V226H258ZM95 226H97L96 228H97V230H95L96 228H95ZM101 226V228L99 229V227ZM153 226V227H152ZM167 228H166V227ZM186 226V227H185ZM190 226V227H189ZM193 226V227H192ZM212 226H213V228H212ZM229 226H231V228L229 227ZM0 239L2 240V239H9V237H11L10 239H12V237H13V233H12V231L14 232L15 230H14V228H13V230H10L11 232H9L8 230L9 229H7V230H5L6 229V227L4 228V226L1 224L0 225ZM68 227H70V228H68ZM162 227V226H161ZM174 227H178V229H176V228H174ZM236 227H238V228H236ZM240 227V228H239ZM255 227V228H254ZM262 227V228H261ZM67 228V229H66ZM78 228V229H77ZM143 228V229H142ZM144 228H146V229H144ZM185 228V229H184ZM200 228V227H199ZM217 228V229H216ZM224 228H225V230H224ZM230 228V229H229ZM233 228H235L234 230H233ZM242 228V229H241ZM62 229H64V230H62ZM74 229V230H73ZM76 229V230H75ZM102 229H103V231H102ZM176 231H175V230ZM180 229V230H179ZM183 229V230H182ZM188 229V230H187ZM190 229V230H189ZM195 229H198V228H195ZM213 229H215V230H213ZM229 229V231L230 232H228L227 230ZM239 231H238V230ZM246 229H248V230H246ZM69 230V231H68ZM77 230H79V231H77ZM82 230V231H81ZM98 230H99V232H98ZM150 230H152V234H150L151 232H150ZM171 231V232H167V231ZM179 230V231H178ZM182 230V232L180 233V231ZM218 230V231H217ZM221 230V231H220ZM233 230V231H232ZM241 230H242V232H241ZM67 231V232H66ZM106 232H108L107 230H105ZM146 231V233L144 234V232ZM178 231V232H177ZM185 231V232H184ZM225 231H226V233H225ZM232 231V232H231ZM94 232H96V233H94ZM150 232V233H149ZM174 232V233H173ZM183 232H184V234H183ZM194 231L192 230V232L191 233H193ZM218 232H219V234H218ZM222 232H223V234H222ZM234 232V233H233ZM238 232V233H237ZM10 234L9 236L7 235V234ZM101 233H103V234H101ZM116 235H115V234ZM149 233V234H148ZM177 233H180L179 235H181L180 237H179V235L177 234ZM225 233V234H224ZM240 233V234H239ZM66 234V235H65ZM95 234H97V235H95ZM105 234V235H104ZM147 234V235H146ZM164 234V235H163ZM173 234H175V236L173 235ZM189 234V235H188ZM229 234V235H228ZM237 237V240H236V237H233L234 235ZM237 234V235H236ZM239 234V235H238ZM242 234V238H239V237H241L240 235ZM253 234V235H252ZM6 235V236H5ZM12 235V236H11ZM103 235V236H102ZM107 235V236H106ZM113 235H114V237H113ZM163 235V236H162ZM176 235H178V236H176ZM192 235V234H191ZM195 235V234H194ZM8 236V237H7ZM94 236H96V237H94ZM101 237V238H100ZM162 237V238H161ZM194 237V236H193ZM192 237V238H193ZM214 237V238H215ZM225 237V238H224ZM111 240H110V239ZM112 238H113V240H112ZM142 238V239H143ZM178 238V239H177ZM182 238V239H181ZM183 238H185V239H183ZM189 238L191 239V237H188V240H189ZM246 238V239H245ZM253 238V239H252ZM9 239V240H10ZM104 239V240H103ZM107 239H109L110 241H107ZM143 239V240H144ZM176 239V240H175ZM239 239H241V240H239ZM244 239V240H243ZM258 239V240H257ZM0 240V241H1ZM71 240H73V239H71ZM103 240V241H102ZM146 240H144V241H146ZM184 240V241H183ZM218 240V239H217ZM227 240V241H226ZM171 241L173 242V243H171ZM181 241H183V243L181 242ZM190 241V240H189ZM246 241H247V243H246ZM258 241V242H257ZM4 242H7L6 240L4 241ZM112 242V243H111ZM163 242H164V244H163ZM168 242V243H167ZM184 242H185V244H184ZM257 242V243H256ZM150 244H151V242H149ZM178 243H181V244H183L185 247V249L183 248V245H181V244H178ZM251 243V244H250ZM256 243V245L254 246V244ZM259 243V244H258ZM215 244H210V247L209 248H211L212 246L211 245H214L215 246ZM241 244H243V245H241ZM245 244V245H244ZM250 244V245H249ZM261 244V245H260ZM162 245V246H161ZM163 245H166V247H164ZM171 245V246H170ZM252 245V246H251ZM114 246H115V249L113 250V248H114ZM180 246V247H179ZM197 246V245H196ZM207 246H209V245H207ZM215 246V247H216ZM220 246H222V248H220ZM254 246V247H253ZM108 247H110V250H108L109 248ZM128 247V248H127ZM160 247V248H159ZM174 247V248H173ZM191 247V248H190ZM215 247H213L214 249H215ZM223 247H224V249H223ZM243 247H246V248H243ZM261 247H263V248H261ZM130 248V249H129ZM180 248L182 249H184L185 251H182V250H180ZM204 248H206V246L204 247ZM248 248V249H247ZM249 248H252V249H249ZM127 249H129V250H127ZM175 249V250H174ZM187 249V250H186ZM207 250H208V247L206 248ZM204 250V251H206V252H208V255H207V258H209L208 256H210V258L212 257V255L214 254V252H216L215 250H213L212 248V250L214 251V252H210V250L211 249H209L208 251L207 250ZM222 249V250H221ZM231 249H233V251L231 250ZM244 249V250H243ZM112 250L114 251L113 253H117V254H119V256L118 255H111L110 253L112 252ZM179 250L180 251H182L181 253H179ZM191 250H194V251H191V253H192V255L191 254H189L188 252H190ZM218 250H217V252H216V255H217V253H218ZM186 251H188V252H186ZM228 251V252H227ZM230 251H232V252H230ZM244 251H246V252H244ZM175 252H177V253H179V254H177V253H175ZM183 252H186V254H188V255H186L185 253H183ZM206 252H204L205 254H206ZM227 252V253H226ZM250 252V253H249ZM175 253V256L173 255ZM183 253V254H182ZM209 253L211 254V255H209ZM213 253V254H212ZM229 253V254H228ZM234 253V254H233ZM233 254V255H232ZM130 257H129V256ZM174 257V259H173V257ZM182 255L183 256H185V259H184V257H182ZM215 255V254H214ZM213 255V256H214ZM215 255V256H216ZM233 256L234 257V255H235V257H237V259L238 258H240V259H236V260H234V259H232L233 257H231V256ZM176 256H177V258H176ZM190 256H192L191 258H190ZM138 257H140V258H138ZM186 257H188V258H190V259H188V258H186ZM226 257L224 258V257H222L221 259H217V258H211V259H213L214 261H216L215 263H214V261L212 260V262H211V260L210 261H206L205 262V260H204V264H226L227 263V261H226ZM231 259H230V258ZM138 260L140 259V262L141 263H144V264H146V259H144V258H142L141 256H137L136 257ZM143 260H145L144 262L142 261V259ZM224 258V259H223ZM243 258H245V259H243ZM249 260H248V259ZM104 259V258H103ZM103 259H102V261H103ZM177 259V260H176ZM181 259H182V261H181ZM193 259V260H192ZM261 259V260H260ZM138 260H137V262H138ZM177 261V262H175V261ZM179 260V261H178ZM190 260H192V261H190ZM220 260V261H219ZM221 260H222V262H221ZM257 260H259V261H257ZM186 261V262H185ZM190 261V262H189ZM169 262V263H170ZM189 262V263H188ZM225 262V263H224ZM234 262H232L231 261V263H234ZM239 262V263H238ZM172 263H170V264H172ZM50 264H59V260H58V258H56V257H53L52 258V260H51V263ZM103 264H104V262H103ZM227 264H229V261H228V263Z\"/></svg>", "mask_w": 264, "mask_h": 264}, {"label": "built area", "instance_id": "3", "mask_svg": "<svg viewBox=\"0 0 264 264\" xmlns=\"http://www.w3.org/2000/svg\"><path fill=\"white\" fill-rule=\"evenodd\" d=\"M70 218V223L74 224L76 220L73 217ZM73 239V240H71ZM105 243H94L90 246H78L75 243V239L67 237L64 242V254H53V257L58 258L59 264H103L102 259L107 255ZM115 249V246L113 250ZM110 253L111 255H119L117 253ZM51 263V261H50Z\"/></svg>", "mask_w": 264, "mask_h": 264}]
</instances>
